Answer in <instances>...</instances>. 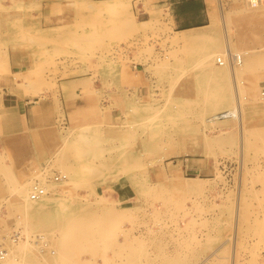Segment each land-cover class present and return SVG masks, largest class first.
Instances as JSON below:
<instances>
[{
    "label": "rangeland",
    "instance_id": "1",
    "mask_svg": "<svg viewBox=\"0 0 264 264\" xmlns=\"http://www.w3.org/2000/svg\"><path fill=\"white\" fill-rule=\"evenodd\" d=\"M246 6L209 0L195 45L151 0H0V264H264V99L239 89L240 153L235 117L192 103L196 47L226 37L262 97L264 6Z\"/></svg>",
    "mask_w": 264,
    "mask_h": 264
},
{
    "label": "bare ground",
    "instance_id": "2",
    "mask_svg": "<svg viewBox=\"0 0 264 264\" xmlns=\"http://www.w3.org/2000/svg\"><path fill=\"white\" fill-rule=\"evenodd\" d=\"M260 6H264V1L263 0H261V2L259 4V6L257 7V9ZM248 7H249V9L251 8L250 6H248ZM234 9H235V7H234ZM251 9H256V8H251ZM3 12L5 13V11H3ZM199 30H200V28H193V29H190V30L181 31V34H183V35L178 39L179 40L178 42H181V43H184V44L194 43L195 45H197V44L200 45L205 39L209 40L211 34L208 35L207 32H201V31L199 32ZM227 36H228V34H227ZM224 44H225V52H221L220 49H219V44L218 43H215V42H213L211 45L205 44L203 46H197L196 47V49L201 53V59L198 61L199 66H201L200 67L201 70L199 72L200 74H199V77H198V82H197V87H196V88H198V93H197L198 95H196V97H195V99H194V101L192 103L194 104L196 102H200V103L203 104L202 106L204 108L197 114V117L202 118L205 114L210 113V116L208 118V120L210 122L218 123L220 119H223V118H226V117H230V116H234L235 117V120L237 121V125H238V131H239V148L238 149H239V153H240L245 148H253V149H256L255 148L256 145H255L253 139H252L253 140L252 141L249 138H247V134L244 131V128H243V125H242V116H241L242 113H240V102H241V99L242 98L240 97L241 94H240V90L239 89L241 88V92H243L242 94L249 101H253V100L257 99V98L264 99V93L261 92L260 94H261L262 97H260L259 94H258V92L256 91V89L253 88V86H252V83L253 82L250 81V80L248 82L249 84H246V85H244L242 87H240V82L238 83L237 77L240 74H242L245 69L249 68L253 64V62H254V59L253 58L254 57L251 58L250 56H248V57L247 56H244V55H246V52H239V53L238 52L237 53L234 52V53H232V50H231V47H230V44L228 42L227 37H226V42ZM213 59L215 60L214 63L217 66H213ZM217 59H219L221 61V65H219L217 63ZM228 76H229V78H230V80L232 82L231 84H233V86H232V88H234V92L232 91L233 92V95H232V93H230V91L228 89L229 88L228 82H227V77ZM238 84H239V86H238ZM243 95H241V96H243ZM232 103L234 105L233 107L231 105ZM230 105H231V107H230ZM227 106H229V108H226ZM222 108L223 109L225 108V110H223V111H221L219 113H215L217 110L222 109ZM185 110H187V109H185ZM188 111L189 110H187V112ZM153 114H155V113H153ZM183 114H184V110H181L179 113L173 114L174 115V118L173 119H176L178 117H180V119H181V116ZM224 133H225L224 131H220L219 132V136L220 135H224ZM250 135L253 138H260V135L256 131L252 132ZM261 138L264 139V134H262V137ZM207 143H209V141H207ZM6 174L9 175L12 178V180H14L15 183L17 182V181H15V175H13L11 172H6ZM37 185L40 186L38 183H36L33 186H31L32 188H31L30 192L28 193V195H27V191L28 190L24 187V184H23V186L20 185L22 187H20L19 189H17L18 192L24 196V201L27 202L28 204H31L32 202H40L39 200H41L45 195H47L46 194V189L41 186L44 189L45 194H43L40 198H38L36 200H31L30 199V194L33 191V188L35 186H37ZM13 190H14V187H13ZM117 214L116 215L118 217L121 216L120 218H122V216L125 215L124 213H122V215H119L120 213H118V212H117ZM128 217H129V215H128ZM69 225H70V223H69ZM68 226H67V228H68ZM13 232L18 233L19 234V238H18L17 241H11V239H9L10 242L17 243L18 241H20L21 239H23L24 236L22 237V234L23 233L21 234L20 230H17L16 229ZM11 233H12V231H11ZM68 233L70 234L72 232L68 230ZM42 237H41V235L36 236L35 237V240H37V241H34V243L37 244L40 240L43 239ZM68 237H70V236L68 235ZM70 238H73V237H70ZM69 242H70V240H69ZM21 244L22 243H20V245ZM64 244L67 245L68 243H64ZM64 244H62V245L64 246ZM23 248H24V246H23ZM32 248H33V246H32ZM3 250H5V249L3 248ZM6 256H7V253H6Z\"/></svg>",
    "mask_w": 264,
    "mask_h": 264
},
{
    "label": "crops",
    "instance_id": "3",
    "mask_svg": "<svg viewBox=\"0 0 264 264\" xmlns=\"http://www.w3.org/2000/svg\"><path fill=\"white\" fill-rule=\"evenodd\" d=\"M168 13L173 32L206 28L210 23L209 0H151ZM184 29V30H183ZM3 214H6L5 207Z\"/></svg>",
    "mask_w": 264,
    "mask_h": 264
},
{
    "label": "built area",
    "instance_id": "4",
    "mask_svg": "<svg viewBox=\"0 0 264 264\" xmlns=\"http://www.w3.org/2000/svg\"><path fill=\"white\" fill-rule=\"evenodd\" d=\"M244 2L250 6L251 8H257L261 2V0H244ZM217 63L219 65H221V61L219 59H217ZM262 93H264V90L262 91ZM64 176H55L53 179L54 181H58V180H62L64 179ZM43 194H45L44 189L41 186H35L33 188V191L30 194V199L31 200H36L38 198H40ZM19 238V234L16 232H12L9 235V239H11V241H17ZM6 251L3 249H0V260H4L6 257Z\"/></svg>",
    "mask_w": 264,
    "mask_h": 264
}]
</instances>
